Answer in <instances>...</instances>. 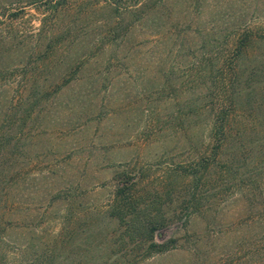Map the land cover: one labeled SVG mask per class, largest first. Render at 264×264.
<instances>
[{"label": "rangeland", "instance_id": "374dc122", "mask_svg": "<svg viewBox=\"0 0 264 264\" xmlns=\"http://www.w3.org/2000/svg\"><path fill=\"white\" fill-rule=\"evenodd\" d=\"M115 1L120 9L107 0H74L66 40L40 74L37 50L45 39L37 40L40 15L33 6L18 19L19 42H0V69L29 74L28 82L21 70L9 86L0 81V132L14 104L21 118L34 91L49 93L25 122L29 157L16 164L24 170L19 188H10L8 199L17 205L12 217L58 231L64 215L73 214L77 232L93 231L88 241L95 245L115 225L101 210L116 172L128 167L142 172L138 189L171 179L169 195L156 197L174 201L162 207L171 219L161 233L182 247L140 264H257L264 211L249 207L243 173L252 174L248 156L264 153V0ZM126 4L134 10H122ZM248 36V46L237 52L234 40ZM234 57L238 81L227 90L220 80H229ZM227 115L234 122L228 153L240 152L232 167L237 174L228 175L226 191L213 189L226 175L211 169L208 179L215 182L207 189L218 195L197 201L200 212L185 221L188 211L175 210L186 188L177 173L196 166L214 119ZM58 191L62 199L55 201Z\"/></svg>", "mask_w": 264, "mask_h": 264}, {"label": "trees", "instance_id": "16d2710c", "mask_svg": "<svg viewBox=\"0 0 264 264\" xmlns=\"http://www.w3.org/2000/svg\"><path fill=\"white\" fill-rule=\"evenodd\" d=\"M74 0H0V42L6 39L18 41L21 39V31L18 27V19L25 12L27 6H33L38 14L40 27L37 28V40L45 39L44 45L37 50L39 62L38 73H42L39 68L46 65L53 57L58 47L66 40L68 31L66 30V21L72 15L71 5ZM108 4L118 5L117 1H108ZM117 9H120V6ZM80 14H86L87 9L81 6ZM122 10L132 12L133 5L126 4ZM76 11H74L75 13ZM36 34V33H33ZM248 37L239 42L234 40V47L237 52H241V48L248 46ZM252 43V42H251ZM40 44V43H39ZM40 46V45H39ZM59 47V48H60ZM237 57L232 58L227 66H230L231 74L229 80L222 78L220 80L221 87L226 85L232 87L238 80L235 75V65ZM226 66V68H227ZM18 67H11L8 70L0 69V81L7 85L16 79L19 74ZM22 71V70H21ZM29 81L27 70L22 71ZM234 80V81H233ZM24 83V90L26 82ZM9 82V83H8ZM222 89V88H221ZM224 96L225 91L222 90ZM49 93L40 92L38 89L34 91L32 96H29L26 108H22L24 114L20 116V106L14 104L6 116V124L4 130L0 132V264H140L141 262L153 257L156 254H164L172 250L182 249L178 243V238H166L161 233V229L167 225L171 217H166L162 207L172 204L173 198L167 197L161 202L156 198L161 195H169L168 176L166 182L162 179L158 185L153 187H141L139 184L143 182L142 172L135 169L124 168L116 172L113 177V188L111 198L109 199L106 208L101 210L104 218L113 221L114 226L110 231L103 234V239H100L95 245L90 244L88 238L95 236L92 231L87 236L81 235L73 226L75 223L74 215H64V221L59 224L58 231H54L51 227L44 225L40 228H31L33 225L24 221H19L14 215L17 210L15 197L13 200L8 199L12 189L19 188V178L24 168L17 166L18 160L25 161L28 156L26 138L30 135L25 133V122L32 114V110L36 104L48 99ZM26 99V98H25ZM15 114H18V122H16ZM9 116V117H8ZM229 115L221 116L214 119L209 130V146L204 153L200 154L196 166L191 170L178 171L185 183V189H180L178 195L180 200L178 214L181 211H188V214L183 218L187 221L188 217L196 212H200V205L197 201L201 198L212 200V197L217 196L210 194L207 186L210 182H215L211 176V169L217 168L219 172L226 175L225 183L219 182L218 185H213L212 188H220L224 190L225 186L231 184L233 178L228 176L236 175V171L232 172V167L237 165L240 152H235L233 155L228 153L231 150L230 138L232 135V119H228ZM16 122V123H15ZM14 124H16L14 126ZM244 130V128H243ZM264 139V137H263ZM243 144V160H244ZM226 155V158H225ZM249 162L252 164L250 171L252 174L244 178L243 173V195L246 196L247 203L254 210L260 209L264 211V204L261 200L264 198V177H262L261 169L264 170V153L256 156H248ZM250 163L243 165V171L249 167ZM256 164L257 167H254ZM12 165V167H11ZM17 166V167H16ZM256 168V173L253 175V170ZM249 171V170H248ZM167 175H171L169 172ZM6 179V180H4ZM217 183V182H216ZM12 188V189H10ZM226 191V189H225ZM62 192V191H61ZM54 195L53 198L62 199L59 195ZM179 192V191H178ZM264 201V199H263ZM259 216H252L251 221H254ZM48 228V229H47ZM264 228V219H263ZM13 230H22L19 235L12 236ZM159 238V241L156 240ZM263 239L262 236H260ZM253 243H247L251 246ZM94 250V251H92ZM99 251V254H98ZM103 254L102 252H105ZM194 252V249L190 250ZM94 253V254H93ZM258 258L254 261L257 264H264V248L256 251ZM244 257V256H243ZM111 260V261H109Z\"/></svg>", "mask_w": 264, "mask_h": 264}]
</instances>
